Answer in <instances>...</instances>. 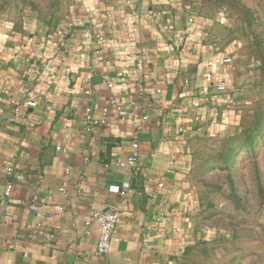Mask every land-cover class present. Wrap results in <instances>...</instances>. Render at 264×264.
<instances>
[{
	"label": "crops",
	"instance_id": "1",
	"mask_svg": "<svg viewBox=\"0 0 264 264\" xmlns=\"http://www.w3.org/2000/svg\"><path fill=\"white\" fill-rule=\"evenodd\" d=\"M217 47L178 0H73L0 26V264H187L197 144L236 124ZM115 208L100 254L91 217Z\"/></svg>",
	"mask_w": 264,
	"mask_h": 264
},
{
	"label": "rangeland",
	"instance_id": "2",
	"mask_svg": "<svg viewBox=\"0 0 264 264\" xmlns=\"http://www.w3.org/2000/svg\"><path fill=\"white\" fill-rule=\"evenodd\" d=\"M207 23L227 65L236 124L197 144L198 235L187 264H264V0H178ZM73 0H0V26L28 12L64 14Z\"/></svg>",
	"mask_w": 264,
	"mask_h": 264
},
{
	"label": "built area",
	"instance_id": "3",
	"mask_svg": "<svg viewBox=\"0 0 264 264\" xmlns=\"http://www.w3.org/2000/svg\"><path fill=\"white\" fill-rule=\"evenodd\" d=\"M232 58L231 57H223L222 63L228 65L231 63ZM217 89L221 93H225L227 91V85L225 82L218 83ZM28 106H35L36 101L35 100H29L25 103ZM144 120L147 119L146 116L143 117ZM88 125H93L94 123H97V121L92 120L91 116L87 117ZM138 163V156L135 153L130 158H128V164L130 165H137ZM7 170L9 172H14V169L12 167H8ZM136 170L138 171V166L136 167ZM21 176L19 174L16 175V179H20ZM12 187V182H9L6 185V193L9 192V190ZM129 185L125 184L123 187H115L112 188L113 191L120 195H125L127 193ZM91 220L95 223H97L100 226V235L98 239V245H97V251L100 254L108 255L112 249L113 242L117 241L118 238L116 237L117 234V228L120 221V216L118 210L112 209L107 212H100V211H94L91 217Z\"/></svg>",
	"mask_w": 264,
	"mask_h": 264
}]
</instances>
